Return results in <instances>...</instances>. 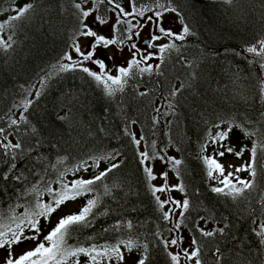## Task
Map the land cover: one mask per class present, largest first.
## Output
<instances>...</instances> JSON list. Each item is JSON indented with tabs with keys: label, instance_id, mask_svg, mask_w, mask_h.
Masks as SVG:
<instances>
[{
	"label": "trees",
	"instance_id": "16d2710c",
	"mask_svg": "<svg viewBox=\"0 0 264 264\" xmlns=\"http://www.w3.org/2000/svg\"><path fill=\"white\" fill-rule=\"evenodd\" d=\"M26 2L33 3L34 8L24 19L14 22L16 43L9 51H0V127L11 132L12 143L19 140L22 144L16 153L15 169H10L11 159L0 150V213L7 214L14 208L19 214L24 207L17 205L34 202L26 190L33 184L43 188L42 178L55 180L58 173L52 165L59 158L66 157L63 165H57L62 169L89 156L119 151L116 162L120 167L104 180L111 187V195H102L103 186L97 184L101 205L96 219L91 227L74 231L70 243L86 244L90 238L115 243L111 237L116 234L103 229L117 220H131L135 227L130 234L141 245H148L146 264H171L167 255L171 248L165 250L162 243L172 235L168 231L171 224L162 219L150 192L149 183L154 181L146 180L137 156L145 149L163 150L161 154L182 160L179 180L185 186L184 197L190 201L185 221L188 230L183 232L189 238L196 235L200 241L204 264H216L213 252L217 247L223 253L220 264H264V249L251 232L255 226L252 221L264 219V151L257 153L254 188L235 201L210 190L212 182L206 178L199 159L202 139L207 130L215 131L214 123L235 120L264 132V100L258 88L264 71L259 67V58L246 52L250 45L259 47L256 42L264 38V0H173L184 22L190 25V35L177 42L179 51L166 54L158 72L131 77L124 91L111 98L86 73L78 69L58 73L52 67L71 49L78 26L73 0H0V21ZM87 6L94 7L91 0ZM107 7L99 5L97 15L109 17ZM47 73L51 76L41 88L39 81ZM181 84V93L169 96L173 87L180 88ZM38 89L40 95L36 97ZM142 92L147 95H140ZM22 97L33 100L25 113L27 122L21 121L18 129H9V119L17 118L20 112L13 105H19ZM168 103L174 109H169ZM157 107L168 115L159 118ZM61 116L66 119H59ZM154 117L159 123H154ZM131 133L144 135L139 148L132 143ZM240 139L242 134L234 130L232 143L237 150ZM244 143L250 148L252 141ZM227 157L247 161L250 153ZM172 173L177 178L176 172ZM5 174L7 180L3 179ZM81 175L88 178L90 173ZM15 176L22 179L16 180ZM240 176L249 178L247 172ZM42 199L49 198L45 194ZM70 203L76 204L73 212H77L84 199L65 205ZM64 206L51 217V225ZM105 210L108 215L100 214ZM201 216L210 217L206 225L200 221L209 230L227 225L224 234L202 237L192 232L193 221ZM41 223L46 231L51 226L43 220ZM128 235L125 232L119 238L127 239ZM27 246L34 244L25 242L15 251ZM141 251L134 250L128 258L133 259ZM0 254L5 252L0 250Z\"/></svg>",
	"mask_w": 264,
	"mask_h": 264
},
{
	"label": "snow or ice",
	"instance_id": "6c2138e0",
	"mask_svg": "<svg viewBox=\"0 0 264 264\" xmlns=\"http://www.w3.org/2000/svg\"><path fill=\"white\" fill-rule=\"evenodd\" d=\"M93 8H88L89 0H73V7L77 10L75 15L78 26L71 42V53L65 52L60 61L53 65V69L58 73L79 70L86 73L98 85L102 86L105 94L108 97H115L118 93H122L128 80L137 74H152L158 72L165 56L173 51H179L177 42H182L190 35V25L184 22V17L174 6L173 0H127V5L121 3V0H91ZM230 3L231 0H225ZM107 5L106 11L111 12L115 16V21L111 22L107 16L93 15L99 5ZM34 8L33 3L26 2L13 9L14 13L8 16L4 21H0V51L7 52L12 49L16 43L14 22L20 21L26 17ZM174 13L181 23V30L174 32L170 28L164 26V17ZM92 17V23L103 27L111 23L113 35L111 38L104 34L98 33L87 22L88 18ZM147 30V35L142 37V33ZM91 38V44L82 49L79 43V38ZM162 38H167L165 43H157ZM137 40H141L143 47L137 44ZM255 44L246 48V52L259 58V67L264 71V38L259 39ZM110 46H117V50H122L123 46H127L131 54V58L127 61L126 66H119L116 71L118 74H111L108 71V66L105 59H101L98 55V50L108 49ZM102 55V53H101ZM76 57H79L77 59ZM111 60L113 57L109 56ZM157 60L158 63L150 61ZM85 62L91 63L97 67V71L85 66ZM51 73H47L41 77L39 83L41 88L45 86V81ZM183 84L180 88L173 87L169 96L175 97L181 93ZM259 94L264 100V77L260 78L258 85ZM40 90L35 93L39 97ZM140 95H147V92H142ZM33 100L22 97L19 105L14 104L13 108H19L20 112L17 118L9 119V129L19 128L21 121L27 122L25 115ZM169 109H174L172 103H168ZM159 118L166 117L168 112L162 111L160 107L155 108ZM174 114V113H173ZM264 116V112L261 113ZM59 119H66L65 116ZM154 123H159L157 117L153 118ZM135 124V121L131 122ZM171 123V121H166ZM251 122H249L250 124ZM215 131L207 130L203 137L199 159L202 160L206 178L212 182L210 190L220 196L230 197L235 201L242 196L246 191L254 188L255 178L257 176L256 160L258 151H264V132L258 129L249 128L244 123L222 120L220 123H214ZM234 130H238L242 134L240 139V147L237 150L236 145L232 143V134ZM33 131H35L33 129ZM11 132L4 127H0V150L5 157H9L12 161L9 167L15 169V160L17 150L22 149V144L19 140L12 143L9 139ZM131 141L138 148L144 141V135L139 137L135 133L130 134ZM246 140H251V147L244 143ZM152 147L155 148V142H152ZM212 151H209V149ZM160 151H149L147 149L138 151V163L140 164L148 182L161 179L163 183L154 185L149 183L150 192L156 201L157 207L161 210L162 219L171 224L168 229L172 233L171 237L162 241L165 250L170 247H175L177 251H168L167 255L171 264H181V259L185 264H204L202 259V251L200 241L196 235L190 236V244L184 247L183 231L188 230L185 221L186 213L190 208L188 198L180 200L174 197L167 196L162 199L161 194L172 191L185 193V186L179 180L180 166L182 160L174 156L161 154ZM245 152L250 153V159L243 164L236 166L234 164H225L222 158L227 155H234L240 158ZM207 153V154H206ZM120 156L119 151H114L106 155H93L87 159L80 160L71 167L57 168V165H63L66 157H61L53 164L52 167L57 169V177L55 180H43V188L38 184H33L32 187L26 190V195L31 194L34 197V202H30L24 207V211L17 214L14 208H10L7 214L0 213V250L5 252L0 264H127L129 254L134 250L141 249L138 256L133 258V264H146L148 259V245L138 243V238H134L130 233L135 225L131 220H117L110 228L103 229L106 233H114L111 239L115 243H100L93 241L91 238L84 244L80 241H72L74 231L92 226L93 221L97 216V209L101 205V194L97 192V184L103 186L102 195H111V187L104 184V180L110 173L120 167V163L116 160ZM161 160L171 166V170L176 172L178 182L169 184L168 171L160 173L159 177L154 174L151 161ZM122 163V161H121ZM106 166L101 169V165ZM88 172L90 175L85 178L81 173ZM241 172H247L249 178L244 179L239 175ZM71 175V178L68 179ZM16 180L22 179L21 176H15ZM3 179H8V174L3 176ZM56 185V186H54ZM48 196V200L42 199L44 195ZM84 199L83 205L77 212H69L59 217L54 225H51V217L67 202ZM264 202V198H262ZM166 209V210H165ZM179 210V211H177ZM102 215H108V210H105ZM51 225L47 231L42 225ZM200 221H204L205 225L210 222V217H199L193 221L192 232L198 233L202 237H213L218 233L223 235L224 227L213 228L209 230L206 226H202ZM251 228L252 234L257 238V241L262 249H264V219L259 222L254 219ZM46 231V234H45ZM129 233L127 239H121L119 236L122 233ZM158 235V234H157ZM31 241L34 247L22 250L20 253L15 252V248L25 242ZM213 256L216 264H220L223 253L217 247Z\"/></svg>",
	"mask_w": 264,
	"mask_h": 264
},
{
	"label": "rangeland",
	"instance_id": "374dc122",
	"mask_svg": "<svg viewBox=\"0 0 264 264\" xmlns=\"http://www.w3.org/2000/svg\"><path fill=\"white\" fill-rule=\"evenodd\" d=\"M121 3L124 4V5H127V0H121ZM87 7L88 8H93L91 6H87ZM93 15H97V13L95 12ZM108 18H109V20L111 22L115 21V16L112 13H110ZM92 19H93L92 17H89L87 22L93 27V29L98 31V33H100V34H104L107 37L111 38V36L113 35L112 30H111V23H109L108 25H105L103 27H99L97 24L92 23ZM164 26L166 28L172 29L174 32H179L181 30V23L179 22L177 16L174 13H169V14H167L164 17ZM146 35H147V30H145L142 33V37L146 36ZM91 42H92L91 38H83L82 37L79 40V43L81 44V47L84 50H86V47L88 45H90ZM136 42L141 47H143V44H142L141 40H137ZM165 42H167V38H162L157 43L159 44V43H165ZM257 48H259V47H257ZM71 51L72 50L70 49L68 52L71 53ZM101 53H102V55H101ZM98 55H99V57L101 59H105V63L108 66L107 70L110 71V73L113 74V75L118 74L116 69L119 66H126L127 65V61L131 58V54L128 51L127 46H123L122 50H120V51L117 50V46H110L106 50L105 49H100V50H98ZM109 56L113 57V59H111V60L107 59V57H109ZM76 58L79 59V57H76ZM150 62L153 63V64L158 63L157 60H152ZM85 66L89 67L90 69H92L94 71L98 70L95 65H93L91 63H88V62H85ZM245 160H246L245 158L242 159V160H236V159H233V158H230V157L222 158V162L223 163H225V164L231 163V164H234L236 166H239V165L243 164L245 162ZM150 163L153 166L154 174H156L158 177H159L161 172L168 171V174H169L168 183L169 184H176L178 182V180L175 177V175H173L169 165L166 166V164L164 162H162L161 160H158L156 162H150ZM243 174H245V172H241L239 175H243ZM161 183H163V181L161 179H157V180L154 181V185H159ZM167 196L174 197L177 200L185 198L184 194H182V193H180L178 191H172V192H168V193H165V194H161L162 199L166 198ZM75 209H76V204L70 203L68 205H65L62 208V210L59 213V215L60 216L65 215V214H67L69 212H73ZM177 211H179V210H177ZM57 219H58V216H57L56 219H54V222H56ZM182 234L184 236V247H187L190 244V238L185 232H183ZM31 247L32 246H27V247L18 249L15 252L18 254L22 250H25V249H28V248H31ZM170 248H171V251H173V252L177 251V249L175 247H170ZM4 255L5 254H0V260H2ZM127 264H133V259L132 258H128L127 259ZM181 264H185V261L183 260V258L181 259Z\"/></svg>",
	"mask_w": 264,
	"mask_h": 264
}]
</instances>
